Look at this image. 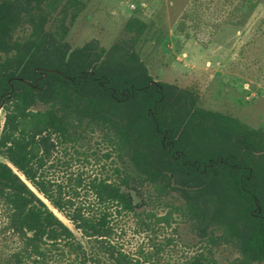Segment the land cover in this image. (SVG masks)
<instances>
[{
  "label": "trees",
  "instance_id": "1",
  "mask_svg": "<svg viewBox=\"0 0 264 264\" xmlns=\"http://www.w3.org/2000/svg\"><path fill=\"white\" fill-rule=\"evenodd\" d=\"M174 1L194 20L200 0ZM262 1L218 0L219 25L245 26ZM86 6L0 0V264H166L177 244L158 236L182 223L200 246L169 264H264V124L156 80L139 9L109 47H74ZM130 215L153 234L140 256L116 240Z\"/></svg>",
  "mask_w": 264,
  "mask_h": 264
},
{
  "label": "rangeland",
  "instance_id": "2",
  "mask_svg": "<svg viewBox=\"0 0 264 264\" xmlns=\"http://www.w3.org/2000/svg\"><path fill=\"white\" fill-rule=\"evenodd\" d=\"M85 1L87 6L68 36L74 47L93 38L109 47L124 34V24L139 9V15L151 22L139 50L156 80L195 86L204 107L233 114L253 126L264 124V0L243 27L219 25L222 17L214 10L218 0H200L193 6L194 20L186 23H180L174 0ZM182 28L184 34L178 31ZM0 113L3 117L4 111ZM119 221L116 240L125 250L140 256L141 247L151 249L153 234L138 231L135 216ZM165 236L177 244L165 255L166 264L200 246L198 236L183 223L178 233L163 229L158 238L165 240ZM232 255L228 249L219 253L221 260Z\"/></svg>",
  "mask_w": 264,
  "mask_h": 264
},
{
  "label": "water",
  "instance_id": "3",
  "mask_svg": "<svg viewBox=\"0 0 264 264\" xmlns=\"http://www.w3.org/2000/svg\"><path fill=\"white\" fill-rule=\"evenodd\" d=\"M3 104L0 106V108H2Z\"/></svg>",
  "mask_w": 264,
  "mask_h": 264
}]
</instances>
